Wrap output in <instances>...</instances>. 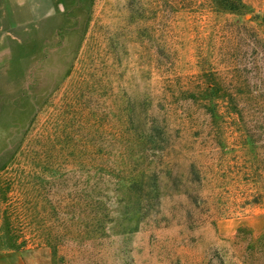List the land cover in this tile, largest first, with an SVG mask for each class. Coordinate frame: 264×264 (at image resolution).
I'll return each instance as SVG.
<instances>
[{
  "label": "rangeland",
  "instance_id": "374dc122",
  "mask_svg": "<svg viewBox=\"0 0 264 264\" xmlns=\"http://www.w3.org/2000/svg\"><path fill=\"white\" fill-rule=\"evenodd\" d=\"M55 11L0 17V256L264 264V0Z\"/></svg>",
  "mask_w": 264,
  "mask_h": 264
},
{
  "label": "crops",
  "instance_id": "0c3cea01",
  "mask_svg": "<svg viewBox=\"0 0 264 264\" xmlns=\"http://www.w3.org/2000/svg\"><path fill=\"white\" fill-rule=\"evenodd\" d=\"M79 0H0V17H54L59 5H78ZM0 264H30L20 255L0 256Z\"/></svg>",
  "mask_w": 264,
  "mask_h": 264
},
{
  "label": "trees",
  "instance_id": "16d2710c",
  "mask_svg": "<svg viewBox=\"0 0 264 264\" xmlns=\"http://www.w3.org/2000/svg\"><path fill=\"white\" fill-rule=\"evenodd\" d=\"M249 251H251L252 257H255L254 259L261 257L264 260V237L255 241V244L249 247Z\"/></svg>",
  "mask_w": 264,
  "mask_h": 264
}]
</instances>
